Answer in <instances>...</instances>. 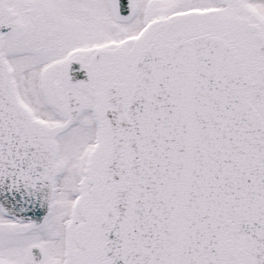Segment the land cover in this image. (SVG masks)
Here are the masks:
<instances>
[{"label":"snow or ice","instance_id":"1","mask_svg":"<svg viewBox=\"0 0 264 264\" xmlns=\"http://www.w3.org/2000/svg\"><path fill=\"white\" fill-rule=\"evenodd\" d=\"M0 264H264V0H0Z\"/></svg>","mask_w":264,"mask_h":264}]
</instances>
